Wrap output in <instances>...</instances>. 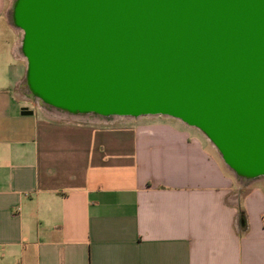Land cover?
I'll return each mask as SVG.
<instances>
[{
  "label": "crops",
  "instance_id": "1",
  "mask_svg": "<svg viewBox=\"0 0 264 264\" xmlns=\"http://www.w3.org/2000/svg\"><path fill=\"white\" fill-rule=\"evenodd\" d=\"M13 2L0 0V264H264V178L237 176L176 118L42 108Z\"/></svg>",
  "mask_w": 264,
  "mask_h": 264
},
{
  "label": "water",
  "instance_id": "2",
  "mask_svg": "<svg viewBox=\"0 0 264 264\" xmlns=\"http://www.w3.org/2000/svg\"><path fill=\"white\" fill-rule=\"evenodd\" d=\"M10 17L48 109L176 118L264 178V0H14Z\"/></svg>",
  "mask_w": 264,
  "mask_h": 264
},
{
  "label": "rangeland",
  "instance_id": "3",
  "mask_svg": "<svg viewBox=\"0 0 264 264\" xmlns=\"http://www.w3.org/2000/svg\"><path fill=\"white\" fill-rule=\"evenodd\" d=\"M42 108L44 109H48L43 103L41 104ZM51 114L55 115L54 112H51ZM69 116V115H66ZM70 117V116H69ZM70 118L75 119V120H80V121H88V122H100V123H112V122H123L124 120L128 119V118H121V117H117V118H108V119H103V118H96V117H92V116H71ZM235 173V172H234Z\"/></svg>",
  "mask_w": 264,
  "mask_h": 264
}]
</instances>
